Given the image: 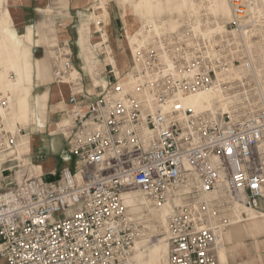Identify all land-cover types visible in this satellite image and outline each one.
Instances as JSON below:
<instances>
[{"label":"built area","instance_id":"obj_1","mask_svg":"<svg viewBox=\"0 0 264 264\" xmlns=\"http://www.w3.org/2000/svg\"><path fill=\"white\" fill-rule=\"evenodd\" d=\"M230 5L220 34L191 16L176 30L145 26L125 73L104 65L106 87L88 89L70 52L57 48L52 75L69 96L66 125L56 127L73 168L47 181L19 155L25 129L11 131L0 116V264H130L144 236L124 202L135 190L171 208L166 264H221L237 209L264 213V92L254 77L231 74L252 66L243 33L257 24L246 23L247 0ZM203 91L227 110L180 101ZM9 105L0 92V108Z\"/></svg>","mask_w":264,"mask_h":264},{"label":"bare ground","instance_id":"obj_2","mask_svg":"<svg viewBox=\"0 0 264 264\" xmlns=\"http://www.w3.org/2000/svg\"><path fill=\"white\" fill-rule=\"evenodd\" d=\"M177 5L175 9H181L188 6L189 3L195 5L191 0H176ZM145 2H147L145 0ZM151 2V1H150ZM248 2V0H247ZM152 5H160V2L154 3L152 0ZM148 2L146 5H149ZM211 7L213 8V15L215 17L220 18H231L232 9L230 5V0H212ZM248 10V19L246 23L255 22L251 16V11L254 9L253 7L249 8V2L247 6ZM3 6L0 1V92H2L10 102V107L7 110L8 114L12 117L13 126L23 125L26 126L30 122L31 116L35 113V110H38L42 114V110L46 107L47 94H38L36 97L35 110L33 106L30 104V97L33 89V80H32V68L30 64V56L27 50L23 46V35H18L17 33L11 31L12 28V20L8 13V10H2ZM99 9V8H98ZM158 13L162 12L161 7L157 9ZM153 13V12H152ZM109 15V14H108ZM196 19V24L198 26L207 27L206 33H214L209 30V24L206 22L202 23L203 19L191 15ZM144 21V20H143ZM153 26H158L155 20H151L148 23ZM180 24V23H179ZM81 26L84 27V32L82 30L77 29V40L76 46L78 47L77 60L78 64L82 67L83 70L90 77L93 82V86L104 87L107 85V80L104 76H102V72L104 69V65L106 63H112L115 67L118 68V63L116 57L114 56L113 48L111 45V32L104 28V26L100 25V21H97L93 17L89 16L88 18L82 19ZM178 24L167 28L166 30H176L178 28ZM135 24L131 26L133 29ZM225 28V26H223ZM222 26H218V29H222ZM160 29V28H157ZM219 29V30H220ZM98 31L100 36L98 37L100 40L97 41L98 38L93 36V33ZM224 31H220V33H224ZM217 33V34H220ZM245 33V34H244ZM243 38L245 41V51L250 58L252 66L249 69H244L243 67H234L231 74L233 76L232 79H249L251 76L254 77L257 83L260 84L261 92H264V78L257 71L252 53L250 50V33L244 32ZM234 35H237L234 33ZM242 34H239V38ZM144 39V30L137 37V42L142 41ZM136 42V43H137ZM105 45L106 47H103ZM130 45V46H129ZM133 44L130 42L127 45L126 51L121 52L119 55L121 56V62L124 66L128 60V55L132 57L130 53L133 49ZM97 51V54L95 53ZM127 52V53H126ZM129 52V53H128ZM102 55L107 57L105 64H102ZM123 68V67H122ZM117 70V69H116ZM117 74L119 72L117 70ZM76 77V74H73L72 78ZM109 84V83H108ZM66 86V85H65ZM216 99V100H215ZM180 101L185 107L192 108L197 112H210L212 114H217L219 111H226L228 108V103L221 100V97L215 93L214 91H203L190 96H181ZM218 101V110L216 112L214 109L216 108ZM64 102V101H63ZM65 106L64 103H60L57 106L58 109H62ZM38 108V109H37ZM47 108V107H46ZM209 109V110H208ZM211 109V110H210ZM10 110V111H9ZM207 110V111H206ZM213 110V111H212ZM61 111V110H60ZM58 112V111H57ZM0 113H5V109L0 108ZM2 119H6L3 115H0ZM66 125V119L63 120L62 123H59V128H62ZM30 144L29 136L25 138L21 137L19 142V150L22 151L24 148V144ZM30 147V146H29ZM36 171H41L44 173L43 166L36 165L34 167ZM136 191V190H135ZM133 192V191H130ZM141 194V193H140ZM124 196V202L130 210L135 211L138 208V204L147 205V200H145L144 196L141 194H132L126 193ZM245 210L246 212H244ZM166 214L163 221V226L166 225L167 216L171 212L170 207H165L159 210H156L157 213ZM254 212V213H253ZM130 213V212H129ZM246 213L247 216H243L241 214ZM131 214V213H130ZM236 214L239 216L240 222L234 223L227 233L223 237L224 246L218 251V257L221 264H229V256L235 258V253H238L239 258L236 259V264H251L253 256L251 255L252 249L249 246V242L253 244L255 248V252H257L259 264L263 263L264 256H261V250L264 249V213L263 212H255L246 209L245 207L238 208ZM263 214V215H262ZM132 215V214H131ZM135 219L140 220L144 218L142 215L136 216L132 215ZM146 236L141 237L135 243L133 255L131 261L133 260L136 245L138 241L144 239ZM168 243V242H167ZM166 245H156L148 254L149 262L148 264H166L167 257L165 258ZM169 252V248L167 254ZM166 254V255H167ZM245 256L244 258L241 256ZM132 264V262H130ZM139 264H142V259H139Z\"/></svg>","mask_w":264,"mask_h":264},{"label":"rangeland","instance_id":"obj_3","mask_svg":"<svg viewBox=\"0 0 264 264\" xmlns=\"http://www.w3.org/2000/svg\"><path fill=\"white\" fill-rule=\"evenodd\" d=\"M146 1L147 2H145V0L91 1L90 5L85 10L79 11L76 14V16L73 17L72 23L67 28V32L64 30L63 27H59V24L56 23L53 19L57 15L56 14L57 12H58V16H59V12L61 15H63V13L61 12H63L64 9L67 8L65 4L64 3L62 4L60 2L55 4V7L53 6L47 8L46 11L43 12V14L44 13L46 14L45 19L47 21L45 20L44 23L42 24V28L48 34L47 40H44L39 47H34L33 48L34 50L32 49V46H30L31 44H33V41L25 40V45L29 48L31 47L30 48L32 52L31 60L33 61V63H35V61L39 56H44L46 58V63L48 67V70L44 78L42 79L41 83H37V81L33 79V73H32L33 94H31L30 97V104L31 106H33V109L35 110L34 105L36 103L35 102L36 97L38 96V94H40L38 93L40 90H45L48 87L51 88L54 87V90L56 91L57 88L59 87L60 89H62V91H69V86L67 84L56 83L52 75L51 60L57 48H61V49L65 48L66 52H70L71 56L77 62V66H78L77 68L83 71L82 75H84L85 78L84 84L87 85L86 87H88V89L94 87L90 77L87 75L85 70H83L82 67L78 64V60H77V54L79 51L78 47L76 46V40L78 35L77 29L82 30L84 32V27L81 26L82 19L84 18H88L89 16L93 17L97 21H100V25L104 26V28H106L109 31V34L111 32L110 35L111 45L113 48L114 56L116 57L118 63V68L116 67V69L118 70L119 75H122L123 73L126 72L127 68L131 63V58H132L131 56L128 55V60L126 64L123 66L121 62V56L119 54L123 51H126L129 40L130 42H132L133 45L136 44L138 35L143 32L145 26L150 25L148 23H150L151 20H155L157 22L158 26L156 27L154 26L155 28L162 27L163 29H167L175 25L176 23L179 25L181 19L193 15L202 18L203 19L202 23L206 22L207 24H209L208 25L209 30L212 29L214 31L211 32L217 34L220 33V31H224L225 28L223 26H225V24H227L231 19V18L223 19L220 17L218 18L215 17L213 15L214 12L213 8L211 7L212 0H191L192 2H194L195 5L189 3L188 6L181 9H175V6L177 5L176 0H153L154 3H158L159 1L160 5H152L151 3L152 0H146ZM148 2L150 4L146 5ZM248 2H249V8L250 7L254 8L251 11L250 17H252L255 23L257 24L250 34V39H249L250 50L252 53L255 67L257 71L264 78V0H248ZM159 7H161L162 9L161 13H158L157 11ZM81 12H83L82 15H80ZM47 15H49V17ZM65 23L66 22H64V24ZM134 24L135 27L132 29L131 26ZM218 26L219 27L222 26L223 28L222 29L219 28L220 29L219 30ZM63 35H67L68 37L65 38ZM55 36L58 38V40L57 38H55ZM93 36L95 38H98L100 36V33H98V31H95V33H93ZM98 40L100 39L98 38L97 41ZM95 53L97 54V51H95ZM101 58L104 61V62L102 61L103 62L102 64H105L107 57L104 56ZM102 76L105 77L108 83L113 81L111 78L109 79L106 77V74L104 73V69L102 72ZM108 85L109 84H107V86ZM5 97L7 98V96ZM216 102L217 105L216 108L214 109L215 111L212 110L213 112H216L218 110V101ZM46 106H47V100H46ZM67 110H68L67 106H64L63 110L58 109L57 110L58 112L55 111L54 108L48 109V107L47 108L45 107L42 110V114L40 111L35 110V113L30 118L29 124H27L24 127L23 125L14 127L12 122V117L8 114L7 110H5V113H0V115H3L6 118L5 123L11 129V131H17V129L18 128L20 129V127L24 128L25 129L24 134L21 137L25 139L26 137H28V135H25L26 133H30L31 131H35V130L41 131L40 133L43 132L47 133L49 137L50 136L62 137V135L58 132L56 125L63 122L64 115L66 114ZM50 111H52L53 113L52 112L50 113ZM49 114H52L54 116L53 121H50L48 119ZM20 138H18L19 155H28L27 158L31 160L30 153H28L30 149L29 147L30 144L28 146V144L23 143L24 148L22 149V151H20L19 150ZM128 193L137 194L143 198V196H141L139 191H133ZM147 203L150 207H147V205L138 204V208L135 211H132L130 210L129 207H127L128 211L132 215H136V216L142 215L144 217L141 219L142 221H140V225L144 231V236H146L144 239L138 241L133 260L131 261L132 264H139V259H142V264H148L149 262L148 254L156 245H164V246L166 245L164 256L165 258L167 257L166 254L168 251V243L165 235V227L163 226V221L166 214H163V211L161 213L156 214V210L160 211V209L155 208L148 201ZM243 211L246 212L245 210ZM250 247L252 248V251H255L251 242H250ZM263 253L264 251H261V254ZM237 255L238 253H235V256ZM251 264H259L257 256L253 257ZM260 264H264V261L263 263L261 261Z\"/></svg>","mask_w":264,"mask_h":264},{"label":"crops","instance_id":"obj_4","mask_svg":"<svg viewBox=\"0 0 264 264\" xmlns=\"http://www.w3.org/2000/svg\"><path fill=\"white\" fill-rule=\"evenodd\" d=\"M0 1L3 6L2 10L3 11L4 9L8 10V13L11 17L12 20L11 31L17 33L19 36L24 33L23 46L27 50L30 56V64L32 68L33 79L37 81V83H41L42 79L44 78L48 70L46 58L44 56H39L35 61V63H33V61L31 60L32 57V52L30 50L31 47L29 48L25 45V40L33 41V44L30 45L32 46V49L34 47H39L44 40H47L48 34L42 28V24L46 20L45 19L46 14L45 13L43 14V12L46 11V9L49 7H53V6L55 7V4L57 3L60 2L62 4L64 3L67 8L64 9L63 12H61L63 13V15H61L59 12V16H58V12H57L56 13L57 15L53 19L56 23L59 24V27H63L64 30L67 32V28L72 23L73 17H75L79 11L85 10L90 5L91 1H95V0H0ZM82 14L83 12L80 13V15ZM47 16L49 17V15ZM64 22L66 23L64 24ZM63 36L65 38L68 37L67 35H63ZM55 38L57 37L55 36ZM75 64L77 65L76 61ZM38 93L47 94L48 100L46 107H48V109L54 108L56 110L57 106L60 103H64L65 106H67L69 91H62V89H60L59 87L55 91L54 87L53 88L48 87L45 90H40ZM51 112L52 111H50V113ZM48 119L50 121H53L54 116L52 114H49ZM40 132L41 131L35 130L25 134L30 137V149L28 153H30V159L32 162H34L37 165L43 166V170H44L43 174L45 176V179L47 181H53L54 179L57 178V176L61 173L63 169L65 168L72 169L74 159L67 153L65 140L63 137L60 136L49 137L47 133L44 132L40 133ZM263 209H264V205H263ZM250 242H249V246H250ZM261 251H264V249H262ZM251 255L253 257L258 256L257 252L255 251H252ZM261 255L264 256V253ZM238 256L240 255H237L235 258H239ZM241 256L243 258L245 257L243 255ZM228 260H229V264H236V259L232 258L231 256H229Z\"/></svg>","mask_w":264,"mask_h":264}]
</instances>
